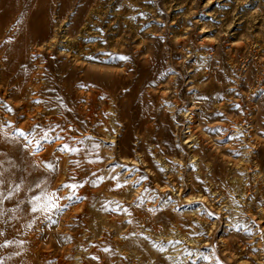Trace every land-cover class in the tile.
<instances>
[{
	"label": "rangeland",
	"instance_id": "374dc122",
	"mask_svg": "<svg viewBox=\"0 0 264 264\" xmlns=\"http://www.w3.org/2000/svg\"><path fill=\"white\" fill-rule=\"evenodd\" d=\"M0 153L2 264H264V0H0Z\"/></svg>",
	"mask_w": 264,
	"mask_h": 264
},
{
	"label": "snow or ice",
	"instance_id": "6c2138e0",
	"mask_svg": "<svg viewBox=\"0 0 264 264\" xmlns=\"http://www.w3.org/2000/svg\"><path fill=\"white\" fill-rule=\"evenodd\" d=\"M119 59L126 60L127 57H119ZM10 110V109H9ZM20 136H24V132L21 131L18 133ZM6 135V134H5ZM46 135V134H45ZM31 143V141H29ZM63 150H67V145L64 146ZM75 151V149H73ZM0 155H3L0 153ZM10 163V162H9ZM4 161L0 160V224H4L7 221L4 220V217L7 215L8 212H15L17 208L19 207V204L22 203V201H17L15 208L10 209H4L3 204L7 200H11L14 195L19 194L22 190L23 191H33L35 189L41 190V195H34L29 203H31V209L30 211L35 213L39 210L47 211L50 207H55V204L52 203V199L54 197V194L46 192L43 188H41V183H36L33 185H27L25 187V177H20V179L17 181L13 179L11 175H6L8 172V169L3 167ZM66 187H74V186H68ZM42 201H45L44 204H42ZM14 218V217H12ZM4 232L0 230V236H3ZM15 243V241H6L5 243H0V248L7 247L9 244ZM2 264V262H0Z\"/></svg>",
	"mask_w": 264,
	"mask_h": 264
},
{
	"label": "bare ground",
	"instance_id": "6f19581e",
	"mask_svg": "<svg viewBox=\"0 0 264 264\" xmlns=\"http://www.w3.org/2000/svg\"><path fill=\"white\" fill-rule=\"evenodd\" d=\"M114 79L117 80V77L115 76ZM114 79H113L112 85H113V87L115 88V90L117 91L118 94H122V93H124L125 90H126V88H127V86H128V87H129V86H130V87L133 86V87L135 88L134 90H136L135 92H136V93L139 92L140 78H139V79H135V80L132 81V82H130V81H121V80H118V81L115 82ZM52 94H56V95H59V96H60V94L58 93L57 88L53 90ZM80 96H81V95H80ZM138 97H139V96H138ZM138 97H137V98H138ZM79 98H80V97H79ZM92 101H94V98L92 99ZM235 123L240 124L241 121H240V120H235ZM188 129H191V126H189ZM234 132H235V131H234ZM195 140L197 141V139H195ZM186 143H190V141H187ZM64 144H67V139H66L65 136L60 137V140L57 141V145H58V146H59V145L61 146V145H64ZM43 147H45V146H43ZM156 178L159 179V176H157Z\"/></svg>",
	"mask_w": 264,
	"mask_h": 264
}]
</instances>
